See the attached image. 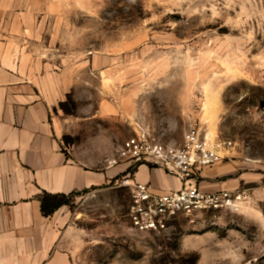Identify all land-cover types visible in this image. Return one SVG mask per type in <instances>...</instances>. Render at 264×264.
<instances>
[{"label": "rangeland", "instance_id": "1", "mask_svg": "<svg viewBox=\"0 0 264 264\" xmlns=\"http://www.w3.org/2000/svg\"><path fill=\"white\" fill-rule=\"evenodd\" d=\"M42 3L35 28L12 29L22 34L14 47L33 55L27 62L39 73L56 74L61 98L53 113L67 155L110 166L141 130L182 145L190 130L207 137L215 124L212 139L232 141L226 161L250 165L231 191L239 196L233 205L180 217L162 234L132 228L128 173L72 197L63 206L60 257L70 264H264V0ZM207 96L216 102L212 123Z\"/></svg>", "mask_w": 264, "mask_h": 264}, {"label": "crops", "instance_id": "2", "mask_svg": "<svg viewBox=\"0 0 264 264\" xmlns=\"http://www.w3.org/2000/svg\"><path fill=\"white\" fill-rule=\"evenodd\" d=\"M43 4L0 0V264H70L57 251L67 223L65 211L62 207L44 216V193L100 189L126 173L159 192L183 186L178 178L148 165L132 169L128 163L109 166L104 160L91 163L67 155L59 118L53 113L61 98L56 74L39 73L27 62L33 55L14 47L22 34L12 29L35 28L33 15L43 11ZM249 166L245 161H221L202 173L199 185L208 192L238 190L244 179L240 175Z\"/></svg>", "mask_w": 264, "mask_h": 264}, {"label": "built area", "instance_id": "3", "mask_svg": "<svg viewBox=\"0 0 264 264\" xmlns=\"http://www.w3.org/2000/svg\"><path fill=\"white\" fill-rule=\"evenodd\" d=\"M232 141L211 140L197 129L190 130L182 145H171L148 130L127 139L111 164L128 163L132 169L140 165L158 168L181 180V189L159 192L150 183L129 178L128 220L141 233L162 234L173 228L177 219L234 204L233 192H208L199 185L203 170L229 158ZM228 153L227 155H225Z\"/></svg>", "mask_w": 264, "mask_h": 264}, {"label": "trees", "instance_id": "4", "mask_svg": "<svg viewBox=\"0 0 264 264\" xmlns=\"http://www.w3.org/2000/svg\"><path fill=\"white\" fill-rule=\"evenodd\" d=\"M87 192L89 191L85 190L83 192H73V193H70L69 195L44 193V195L41 198L42 213L46 217L52 216L61 207L68 205L69 200L72 197H76L78 195H81Z\"/></svg>", "mask_w": 264, "mask_h": 264}, {"label": "bare ground", "instance_id": "5", "mask_svg": "<svg viewBox=\"0 0 264 264\" xmlns=\"http://www.w3.org/2000/svg\"><path fill=\"white\" fill-rule=\"evenodd\" d=\"M216 102L215 100L210 97V96H207L205 102H204V116H205V119L207 120V122H213V120L215 119L216 117ZM211 125V124H210ZM214 125H212L211 127V130H210V134L207 136L209 139L213 140L214 138L212 136H214L215 132H214ZM213 138V139H212Z\"/></svg>", "mask_w": 264, "mask_h": 264}]
</instances>
